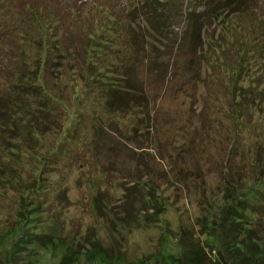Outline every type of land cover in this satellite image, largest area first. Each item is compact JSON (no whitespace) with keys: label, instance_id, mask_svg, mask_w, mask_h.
<instances>
[{"label":"rangeland","instance_id":"374dc122","mask_svg":"<svg viewBox=\"0 0 264 264\" xmlns=\"http://www.w3.org/2000/svg\"><path fill=\"white\" fill-rule=\"evenodd\" d=\"M250 4L264 15V0ZM208 11L205 0H0V92L23 76L37 96L38 88L52 96L46 105L35 99L47 116L36 137L0 139V173L9 171L12 181L0 177V236L14 229L7 242L22 241L11 263L56 264L70 246L67 264H181L193 243L206 262L221 259L216 210L225 191L246 201L243 192L264 181V139H246L251 125L244 121L234 134L224 113L227 76L236 68L226 34L240 32L235 15ZM261 27L253 44L264 61ZM251 84L264 87L263 63ZM122 86L143 95L144 108L109 111L122 109L114 94ZM263 187L250 196L254 211L243 213L241 225L254 226L264 246ZM7 248L0 241L3 261Z\"/></svg>","mask_w":264,"mask_h":264},{"label":"trees","instance_id":"16d2710c","mask_svg":"<svg viewBox=\"0 0 264 264\" xmlns=\"http://www.w3.org/2000/svg\"><path fill=\"white\" fill-rule=\"evenodd\" d=\"M250 3L251 0H205V4L209 9L207 17H219V15L222 14V11L227 12L228 15L230 13L235 15V19L232 21L231 24H234V29L239 31L240 33L238 34L236 32L238 36L236 34H233L232 31V33L230 32L229 35L226 34L227 38L231 40V45L235 47L236 68L233 74L227 76L228 81L230 83V94L227 103V108H224V113L227 115L228 119L231 120V125L233 126V133L236 135L242 132H240V130L243 128V121L247 124H250V135L248 138H245L250 139V141H253L255 144L256 142H259L260 140L264 139V130L262 127L264 126V87L260 89L251 88V83L253 82V79L256 77V75L260 72V65L262 63L264 64V61H262V58L257 55L255 49L256 46L253 44V41H255L257 39V35L261 33V26H264V24H262L259 20L263 18L264 21V15L262 13L260 14L259 12L253 13L254 9L251 7ZM25 5L28 6V3L25 2ZM144 5L149 6L150 4L144 2ZM193 11H190L188 13L189 17L187 18L189 24L192 23V27H194L193 25H196L198 21L197 16L195 13L193 14ZM246 11H248L251 15H255L251 18L252 21H248V17L247 19H245V16L241 18V15L246 14ZM228 15H226V18H229ZM243 20H245L246 22H244ZM199 22H201V16H199ZM219 23L228 24V20L224 22L223 19H221ZM225 26L227 28V25ZM41 30L43 32L47 31L46 27H41ZM249 32L255 34V36H252L251 39L249 38L250 36L247 34ZM216 40L217 41H215V44L212 45L214 50L216 48L221 47L219 42L223 41V38L222 36H220ZM219 65L221 67V64ZM121 66H123L124 69L122 70L120 68L121 73L119 77L125 78L127 75L128 67L124 64H121ZM1 73H3V77L7 75L4 70ZM239 77L242 78V83L248 79L250 85H241L239 83ZM19 79L20 80H12L8 83V86H10L11 89H8V91L0 92V139H4L6 133L11 134L13 136H20L28 132L32 133L33 131H35L34 137H36V130H43V128H45L44 121L46 120L47 116L45 114H42L44 109H41V105H38L37 102H41L43 103V105H46L47 102L49 103V101H51L52 96H50L47 91L41 88H38V90L40 91V96H37V94L35 93L36 90H34L33 88V84H30L28 81L27 84L25 83V81L23 82V76H20ZM8 86L5 85V87ZM23 89H25L26 91H24ZM114 94L115 96L123 98L125 103H122V109L120 107H110L109 111L122 113L123 108L125 107V105H127V103H131L134 106H137L138 108H144L143 95L134 94L129 96L130 90H126V88H123V86L117 89L115 88ZM27 96H31L30 101L26 98ZM42 97L43 100H38L37 102H35L36 98L41 99ZM19 102H21V104H25L26 108L20 110ZM110 105L113 104H110L109 102V106ZM217 109L218 110H216L215 112L216 115L220 112L221 107ZM39 111L41 113L40 115ZM259 155H256L258 159L257 162L260 161ZM2 171L3 170H1L0 172ZM8 173L9 171L4 172L3 174L0 173V177H2V180H4L2 182L3 184L6 183L11 185V178L8 177L10 174L6 175ZM263 182L264 181L258 182L255 188L253 187L243 192V195L245 196L244 198L247 199L246 201L239 199L238 195L236 194V191H225V194L221 199V204L219 205V208H217L215 213V217L218 221L216 222L217 225L213 224L214 228L216 227L214 236L217 237L218 250L221 259H217V261L214 262L206 256V262L203 250L199 248L200 246H198L197 243H193V245L190 246L188 250V254L180 256L181 264H264V246L262 244H259L257 239L253 238V233L254 231H256V228L253 226L252 229L250 226L241 225V216L243 215V213L251 214L254 211V203L252 201L253 198H251L250 196L253 195V192L258 187L263 185ZM16 183L17 185H19V181ZM25 188L28 189V191L30 192L33 189H36V186H34L33 183L32 186H25ZM95 193L97 194L98 192ZM263 196L264 187L262 188V194H260V196L257 195V197L260 199V201L263 202ZM91 198H93V203H96L97 199L100 201V198L98 196L95 197L91 195ZM20 200L22 203V201L25 200V197L23 195H20ZM248 200L249 203L245 204L246 202H248ZM25 202L26 201H24L23 204L24 206ZM134 202L135 204H137L138 200L134 199L133 201H130V198L128 199V203L130 206L133 205ZM141 205L143 204L141 203ZM255 205L258 207V204ZM244 216L246 215L244 214ZM20 228L21 226L19 227L18 225V230ZM14 231V229L7 230V232H5L4 237L3 234L0 236V241H3V243L6 244L8 243L6 256H4L5 260L3 261L2 259H0V264H13L10 262L9 259H7V257L10 255L9 253L12 249H14V247H18L20 246L19 243H22V241L17 238H12L11 242H7L11 237H13L12 235ZM207 236H209V234H207ZM53 242L54 241H50L49 244L47 243L45 247H47V249L48 247L52 248L51 243ZM69 250L72 251L73 249H71L70 246H67L65 251L62 252L60 260L56 264H67L66 257H68L67 253ZM72 257L76 259L75 262L79 261L78 253L74 254V256ZM14 264L41 263L27 261Z\"/></svg>","mask_w":264,"mask_h":264}]
</instances>
